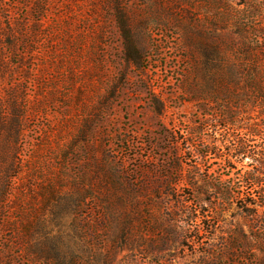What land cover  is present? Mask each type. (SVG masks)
Listing matches in <instances>:
<instances>
[{
    "label": "rangeland",
    "instance_id": "1",
    "mask_svg": "<svg viewBox=\"0 0 264 264\" xmlns=\"http://www.w3.org/2000/svg\"><path fill=\"white\" fill-rule=\"evenodd\" d=\"M114 1L51 0L24 55L25 98L41 104L0 206V264H220L223 243L250 236L233 200L212 232L203 214L206 180L230 187L247 170L229 155L251 115L216 84L218 47L228 62L237 42L220 17L244 0H122L142 68Z\"/></svg>",
    "mask_w": 264,
    "mask_h": 264
},
{
    "label": "trees",
    "instance_id": "2",
    "mask_svg": "<svg viewBox=\"0 0 264 264\" xmlns=\"http://www.w3.org/2000/svg\"><path fill=\"white\" fill-rule=\"evenodd\" d=\"M110 4L124 38L126 61L128 65L142 68L141 58L133 55L138 48L134 40L133 14L122 0ZM240 6L245 7L236 10L229 19L226 15L220 17L222 24L228 20L232 23L237 42L229 48L233 60L228 62L221 57L224 46L219 45L216 84L221 93L235 95L238 113L244 110L247 111L244 114L251 115L252 123L244 127L246 137L234 136L236 140L232 142L229 155L233 164L248 160L247 170H240L238 182L230 187L222 181L206 180L213 191L209 194V210L203 214L205 219L213 221L212 229L208 226L212 232L218 226L224 202L233 200L245 215L251 233L250 236L245 233L235 235L223 243L220 264H226L225 258L233 263L243 255L250 262L238 264H264V0H244ZM50 8L51 0H0V206L12 178L19 171L16 160L29 114L35 113L41 104L36 97L32 101L25 98L28 87L22 82L20 69L25 53L31 47L33 50L42 37L45 16ZM13 58H17L15 67H11ZM36 75L34 68L33 77ZM10 77L11 81L6 82ZM210 250L208 247L207 251Z\"/></svg>",
    "mask_w": 264,
    "mask_h": 264
}]
</instances>
